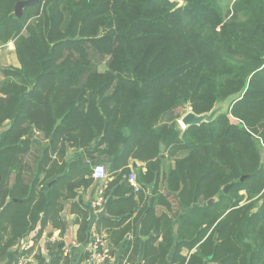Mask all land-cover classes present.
I'll use <instances>...</instances> for the list:
<instances>
[{
  "label": "trees",
  "instance_id": "1",
  "mask_svg": "<svg viewBox=\"0 0 264 264\" xmlns=\"http://www.w3.org/2000/svg\"><path fill=\"white\" fill-rule=\"evenodd\" d=\"M18 1L0 0L19 65L0 80V263L37 226L63 234L102 163L111 250L135 214L144 264H264V0H40L17 18ZM72 208L80 242L88 214ZM39 264L68 263L58 244Z\"/></svg>",
  "mask_w": 264,
  "mask_h": 264
},
{
  "label": "crops",
  "instance_id": "2",
  "mask_svg": "<svg viewBox=\"0 0 264 264\" xmlns=\"http://www.w3.org/2000/svg\"><path fill=\"white\" fill-rule=\"evenodd\" d=\"M14 59H15L14 62H16V64L9 67L19 68L15 55H14ZM179 128L181 129L180 126ZM71 154L72 151H70V155ZM88 163L89 162H87V164ZM142 167L143 164L136 162L134 160L130 161L128 165L129 174L131 172L135 173L136 172L135 170H137V168H142ZM112 179L113 177L107 174L106 188L108 182H111ZM98 188H99L98 184H96L93 181L92 185H90L88 188L84 190L80 189L76 198L73 201H68L67 203L64 204L62 217L66 224V228L63 234H61L58 229H53L51 226L47 225L39 238H37V232L39 230V226H37L30 234L26 236L29 237L31 240L28 254L30 255V260L32 264H39V258L43 260L45 263L49 262L55 256L56 246L58 244H59V249H61L63 258L67 261L68 264H88L87 257L91 242L90 235L92 232H97V224L100 219L109 218L105 210L108 202L112 199L111 194H109L108 197L104 198L105 202L103 209L97 212L93 211L91 209L90 204L91 201L95 198ZM72 204H75L77 206V209L84 210L88 214V218H87L88 228L86 231V236L85 239L80 242L77 240L79 225L78 223H75L77 212L76 210H73ZM139 206L141 207L142 203ZM156 212L159 213V209H157ZM135 216L136 215L133 214L129 218V220H127L121 226V228L129 226L130 229L127 235L118 243V245L116 247H112L113 260L111 262H108L107 264H144L141 261L142 249L144 243L150 238V235L145 236L140 234V221L135 223L134 222ZM99 229H100L99 232L101 233L98 232L97 233L103 235H106V233L109 230L107 226H100ZM11 251H13V247ZM182 254L186 255L187 252L183 251ZM171 257L172 254L169 255L168 261L171 260ZM0 264H5V263H0Z\"/></svg>",
  "mask_w": 264,
  "mask_h": 264
},
{
  "label": "built area",
  "instance_id": "3",
  "mask_svg": "<svg viewBox=\"0 0 264 264\" xmlns=\"http://www.w3.org/2000/svg\"><path fill=\"white\" fill-rule=\"evenodd\" d=\"M180 126V125H179ZM181 127V126H180ZM182 129V128H181ZM183 130V129H182ZM262 148V163L264 170V146ZM91 178L98 184V191L95 198L91 201V209L95 212L100 211L104 207L103 191L106 188L107 170L104 164H95L91 167ZM128 183L134 188L135 191L139 189L136 184L135 173L131 172L127 177ZM90 248L88 250L87 263L88 264H107L113 260L112 250L107 242L105 235L92 232L90 235ZM30 238L25 237L13 246V251H18L21 257L13 264H32L30 255Z\"/></svg>",
  "mask_w": 264,
  "mask_h": 264
},
{
  "label": "water",
  "instance_id": "4",
  "mask_svg": "<svg viewBox=\"0 0 264 264\" xmlns=\"http://www.w3.org/2000/svg\"><path fill=\"white\" fill-rule=\"evenodd\" d=\"M40 0H26V1H18L15 6H14V14L17 18H20L22 16L23 10L27 7L35 6L39 4ZM227 107V103L221 104L219 106H216L213 110H211L209 113L202 114V115H196L192 113L191 111L187 112L184 114L180 120H179V125L181 128L184 130L190 126H199L202 123H210L212 122L215 117L222 113ZM245 178L242 177L240 179V182H242ZM233 184H229L225 186L223 189L224 193H227L228 189L232 186ZM217 201V197L212 198L207 201V205H210L211 203H214Z\"/></svg>",
  "mask_w": 264,
  "mask_h": 264
},
{
  "label": "rangeland",
  "instance_id": "5",
  "mask_svg": "<svg viewBox=\"0 0 264 264\" xmlns=\"http://www.w3.org/2000/svg\"><path fill=\"white\" fill-rule=\"evenodd\" d=\"M44 1H46V0H42V3ZM170 1H176V0H170ZM178 3H179V5L182 4V2H180V1H178ZM13 51H14V47H13L12 43L7 44L6 49H0V78H2L1 70L3 68H7L9 66L16 64V62H14L15 59H14V52ZM100 69H102V68H100ZM189 111H190V109L187 108L186 112H189ZM179 120H177L178 125H179ZM261 152H262V150H261ZM96 164H102V163H96ZM106 182H107V180H106Z\"/></svg>",
  "mask_w": 264,
  "mask_h": 264
}]
</instances>
